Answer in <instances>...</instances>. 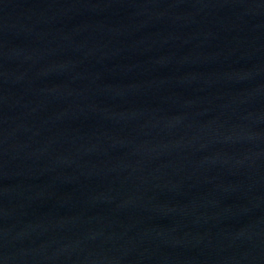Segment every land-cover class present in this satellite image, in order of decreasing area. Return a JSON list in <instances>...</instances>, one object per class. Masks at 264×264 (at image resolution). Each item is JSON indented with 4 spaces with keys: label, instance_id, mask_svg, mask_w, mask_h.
<instances>
[{
    "label": "water",
    "instance_id": "obj_1",
    "mask_svg": "<svg viewBox=\"0 0 264 264\" xmlns=\"http://www.w3.org/2000/svg\"><path fill=\"white\" fill-rule=\"evenodd\" d=\"M36 0H0V22Z\"/></svg>",
    "mask_w": 264,
    "mask_h": 264
}]
</instances>
